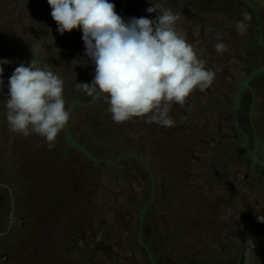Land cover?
<instances>
[{"label": "rangeland", "instance_id": "1", "mask_svg": "<svg viewBox=\"0 0 264 264\" xmlns=\"http://www.w3.org/2000/svg\"><path fill=\"white\" fill-rule=\"evenodd\" d=\"M109 2L116 12L124 4ZM158 2L179 15L177 32L216 74L211 87L173 105L171 128L138 118L113 122L102 96L76 86L91 84L95 74L82 31L61 35L49 4L0 0V59L11 61L0 89V264H151L138 238L142 209L141 238L155 264H241L245 243L264 230V168L242 149L232 114L243 79L264 62V0ZM134 3L130 15L117 14L155 18L146 11L151 0ZM239 21L247 25L243 35ZM219 41L228 46L223 54ZM32 60L63 78L72 114L51 150L36 134L11 133L6 120L8 79ZM250 84L257 87L256 152L264 158V72ZM249 91L237 114L252 149ZM40 242L56 258L42 263L40 252L27 255ZM251 255V264H264V238Z\"/></svg>", "mask_w": 264, "mask_h": 264}, {"label": "clouds", "instance_id": "2", "mask_svg": "<svg viewBox=\"0 0 264 264\" xmlns=\"http://www.w3.org/2000/svg\"><path fill=\"white\" fill-rule=\"evenodd\" d=\"M58 32L82 31L85 56L95 64L94 78L77 83V88L94 99L101 96L109 105L113 122L123 124L138 118L147 124L171 128L173 105L183 106L197 90L212 86L215 72L206 68L192 44L176 30L179 15L158 0H151L147 12L155 18H130L125 21L109 0H47ZM247 20L248 13H243ZM244 21L236 24L240 35ZM217 53L228 46L219 41ZM0 59V89L3 65ZM64 80L31 61L20 63L8 79L6 120L11 133L28 138L42 137L49 150L70 122L71 112L64 99ZM261 222L264 218L258 217Z\"/></svg>", "mask_w": 264, "mask_h": 264}, {"label": "water", "instance_id": "3", "mask_svg": "<svg viewBox=\"0 0 264 264\" xmlns=\"http://www.w3.org/2000/svg\"><path fill=\"white\" fill-rule=\"evenodd\" d=\"M35 1L38 4H41V5L48 4L47 0H35ZM127 1L128 0H124V4L122 5L121 9L117 11V13L121 12L123 9L126 8ZM255 11H256V9H255ZM259 26H260L259 40L264 45V40L262 39V28H261L260 24H259ZM263 72H264V62H263V64L261 66L254 67L248 73V75L243 79L242 84L239 87V89L237 91V94H236V100H235L234 107L232 109V114H233V120H234L235 127L237 128L238 132L241 134V136L243 138L242 149L245 150L249 154V156L251 157V159L255 163L259 164L260 166H262L264 168V160L261 159L260 157H258L257 156V152H256L257 151V148H256L257 147V142H256L257 136H256V133H255V126H254L253 120H252L253 108H254L255 103H256V95H255V91H254L253 87L250 84L251 79H253L256 75H258L260 73H263ZM244 89L250 90L251 95H252V104H251V107H250V110H249V114H248L249 123H250L251 129H252V133H253V138L255 140V146L252 149H250L249 146H248L247 135L241 129V127L239 125L238 114H237L239 106H240L242 92H243ZM152 200H153V191H152V195H151V198H150V202ZM147 205H148V203L146 204V206ZM143 213H144V209H142L140 214H139L140 227H141V223L143 222ZM140 227H139V231H138V233H139V235H138L139 241L142 244V246L145 248V250H146V252H147V254L149 256V259L151 261V264H155L154 257H153V255L151 253V250L146 245H144V243H143V240L141 238ZM263 238H264V230H262L259 234L253 235L248 240V242L245 243L244 264H251V259H250L251 258V253H252L253 249L256 247V244Z\"/></svg>", "mask_w": 264, "mask_h": 264}, {"label": "crops", "instance_id": "4", "mask_svg": "<svg viewBox=\"0 0 264 264\" xmlns=\"http://www.w3.org/2000/svg\"><path fill=\"white\" fill-rule=\"evenodd\" d=\"M128 6H127V11L126 10H123V13L121 14L120 12V15H130V13H132L133 11H136L135 9H138V7L136 8L135 6V3H134V0H129V2L127 3ZM125 11V12H124ZM80 36V35H79ZM79 36H74L72 39L73 40H76V38H79ZM71 38V37H70ZM13 60H16L15 58H12ZM61 230V229H60ZM62 232V231H61ZM46 244H43L42 242H40V247L39 248H35V249H27L26 253L27 255L31 254L32 252L36 251L35 253L39 254V252L41 253V262L42 263H45L46 261V257L49 258L50 256L53 257V258H56V256L54 254H51L50 253V249H48V247H45ZM257 245V244H256ZM50 248V247H49ZM255 249V248H254ZM58 251V250H57ZM244 251H245V248H244ZM51 254V255H50ZM58 254V253H56ZM172 254V252H171ZM174 254H177L176 252ZM32 255V254H31ZM243 255H244V252H243ZM172 256V255H171ZM174 258V257H173ZM252 260V255H251V258ZM57 259H55L56 261ZM176 260V259H175ZM217 264V262H212V264ZM184 264H196L195 261L193 260H189L188 262H185ZM243 264H244V258H243Z\"/></svg>", "mask_w": 264, "mask_h": 264}, {"label": "flooded vegetation", "instance_id": "5", "mask_svg": "<svg viewBox=\"0 0 264 264\" xmlns=\"http://www.w3.org/2000/svg\"><path fill=\"white\" fill-rule=\"evenodd\" d=\"M228 4H230L229 3V1L227 2ZM40 6H41V4H39ZM264 39V38H263ZM262 44V43H261ZM263 45V44H262ZM263 47H264V45H263ZM255 55H259V52H258V50H256V52H255ZM252 86V85H251ZM255 89H257V87H256V85H255V88H254V90ZM250 92V91H249ZM252 96V95H251ZM241 102V101H240ZM252 102V101H251ZM247 121H248V124H249V128H248V130L250 131V133H251V136H252V139H253V133H252V129H251V126H250V123H249V116H247ZM255 144V143H254ZM254 146V145H253ZM261 159H263L264 160V158H262L261 157Z\"/></svg>", "mask_w": 264, "mask_h": 264}, {"label": "trees", "instance_id": "6", "mask_svg": "<svg viewBox=\"0 0 264 264\" xmlns=\"http://www.w3.org/2000/svg\"><path fill=\"white\" fill-rule=\"evenodd\" d=\"M240 258H241V264H243V258H244V255L241 254Z\"/></svg>", "mask_w": 264, "mask_h": 264}]
</instances>
